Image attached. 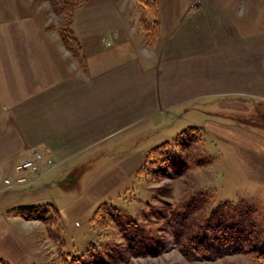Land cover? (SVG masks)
I'll list each match as a JSON object with an SVG mask.
<instances>
[{
    "label": "crops",
    "instance_id": "obj_1",
    "mask_svg": "<svg viewBox=\"0 0 264 264\" xmlns=\"http://www.w3.org/2000/svg\"><path fill=\"white\" fill-rule=\"evenodd\" d=\"M226 6L220 0H159V35L153 46H147L134 0L82 3L72 23L85 61L82 66L60 37L48 31L45 21L21 12L16 0H0V191L7 192L2 178L16 177L15 166L35 150L59 162L56 166L74 167L79 164L73 162L82 159L78 162L85 167L96 151L98 160L106 161L79 197L64 206L55 204L54 198L55 203L42 200L55 182L63 190L69 178H74L72 185L79 182L78 170L74 177L67 176L63 166L54 171L55 166L20 191L4 192L0 259L24 264L30 255L13 225L32 220L9 214V209L47 203L59 216L64 211L77 214L102 199L96 208L108 205L111 192L140 177L151 148L95 147L100 142L114 137L111 142L120 143L131 132L138 135L157 127L170 115L181 118L190 104L206 98L234 93L264 96V46H258L255 35L242 34ZM199 127L233 147L248 178L264 185L262 133L208 118ZM40 166H45L43 161ZM57 174L60 178L55 180ZM36 182L40 186L32 187Z\"/></svg>",
    "mask_w": 264,
    "mask_h": 264
},
{
    "label": "rangeland",
    "instance_id": "obj_2",
    "mask_svg": "<svg viewBox=\"0 0 264 264\" xmlns=\"http://www.w3.org/2000/svg\"><path fill=\"white\" fill-rule=\"evenodd\" d=\"M16 1L21 12L36 15L38 21L47 23L48 31L60 37L63 23V15L58 10L60 0ZM97 1L117 0H84L82 3ZM220 1L228 5L223 8L232 12L242 34L255 35L258 46H264V0ZM87 51L85 49L84 53ZM206 118L237 122L264 135V96L234 93L206 98L190 104L181 118L170 115L157 127L138 135L131 132L120 143L111 142L114 137L100 142L95 147L149 149L167 143L150 153L143 174H138L140 177L132 178L108 195L109 204L114 207L102 203L94 216L102 199L81 213L64 211L59 216L58 211L46 203L50 206L41 207L30 215L40 219L21 217L32 220L13 225L30 250L24 264H264V257L259 256L260 252L264 253V185L248 178L243 160L233 147L224 145L199 127ZM187 121L191 122L190 127L199 129L198 133H189L188 138L179 135L183 128L189 129ZM160 135L163 139H156ZM92 155L96 157L86 160L84 163L89 162L85 167L78 162L82 159L73 163L83 167H71L69 163L56 166L59 162L47 156L55 163L56 167L51 168L54 171L63 166L67 168V176L74 177L78 170L80 177L76 185H72L74 178L68 177L66 190L55 182L44 191L42 200L53 203L51 198H54V203L60 207L79 197L84 185L93 181L106 162L98 160L99 152ZM42 167L40 171L45 169ZM51 169L45 170L41 177ZM59 174L55 180L60 178ZM5 178L1 180L2 187ZM40 185L36 182L32 187ZM120 190L127 192L118 195ZM4 192L0 191V196ZM241 202L243 209L235 210L233 204ZM218 205L220 213L229 215L241 229L250 233V244L248 242L245 249L251 247L256 252L244 250L219 257L193 258L201 250L189 237L197 226L206 223L204 220L211 217L210 212ZM249 207L254 213L246 209ZM176 214L179 218H174Z\"/></svg>",
    "mask_w": 264,
    "mask_h": 264
},
{
    "label": "trees",
    "instance_id": "obj_3",
    "mask_svg": "<svg viewBox=\"0 0 264 264\" xmlns=\"http://www.w3.org/2000/svg\"><path fill=\"white\" fill-rule=\"evenodd\" d=\"M61 2L59 11L63 15V23L59 29V35L62 40L64 47L71 53V55L76 59L79 65H84L85 61L81 54V46L78 38L74 34L73 30V15L75 10L82 4L84 0L75 3L70 0H60ZM158 3L159 0H138L137 9L139 10V24L141 26V31L144 34V41L147 46H153L159 35V20H158ZM145 6H148L146 8ZM199 132L198 128H189L180 132L179 135L190 136L189 133ZM192 139H190L191 141ZM167 142H164L158 146L151 148L145 155L144 164L141 167L139 174H143V169L148 161L149 155L153 150H156L160 146L164 145ZM242 204L235 203V210L240 211L243 209ZM227 202H224L223 206H226ZM49 207L50 205L43 206H24V207H15L9 209L7 212L12 215H17L24 218H38L34 215L30 216L32 213H36L37 210L41 207ZM112 206V205H111ZM53 207V206H51ZM54 208V207H53ZM52 210L57 215L56 211ZM99 208V207H98ZM98 208L94 211V216ZM116 208V207H115ZM251 213L253 212L252 208H246ZM115 210V209H114ZM29 211V213H27ZM220 206H216L212 209L211 217H207L206 223L203 226H197L193 231L192 235L189 237L193 242L198 244V249L201 250L199 255H195L193 258H198L202 256L203 258L214 257V256H223L226 254L243 252L244 250H249L251 252H256V249L248 247V242L250 241V233H246L245 230L239 227V224L233 220L229 215H224L220 213ZM254 213V212H253ZM185 215V214H183ZM177 217V214L174 218ZM179 218V216L177 217ZM202 220V221H203ZM221 232L223 234H221ZM190 240V241H191ZM250 244V242H249ZM196 249V246H195ZM264 257V253L260 252L259 256ZM258 256V255H257ZM0 262L3 264H9L5 260L0 259Z\"/></svg>",
    "mask_w": 264,
    "mask_h": 264
},
{
    "label": "built area",
    "instance_id": "obj_4",
    "mask_svg": "<svg viewBox=\"0 0 264 264\" xmlns=\"http://www.w3.org/2000/svg\"><path fill=\"white\" fill-rule=\"evenodd\" d=\"M44 162L45 169L41 170V162ZM55 166V163L44 157V155L39 151H33L31 157L22 159L16 166L15 170L17 172L16 177L13 179L7 177L3 180L4 186L2 189H11V188H19L26 187L30 185L35 180L41 178L42 173L45 170L51 169ZM26 173L34 174V177L28 179Z\"/></svg>",
    "mask_w": 264,
    "mask_h": 264
}]
</instances>
